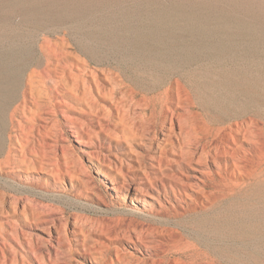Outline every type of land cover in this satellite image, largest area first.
Segmentation results:
<instances>
[{
    "label": "rangeland",
    "instance_id": "rangeland-1",
    "mask_svg": "<svg viewBox=\"0 0 264 264\" xmlns=\"http://www.w3.org/2000/svg\"><path fill=\"white\" fill-rule=\"evenodd\" d=\"M44 38L90 100L25 120ZM155 99L233 153L205 191ZM0 264H264V0H0Z\"/></svg>",
    "mask_w": 264,
    "mask_h": 264
},
{
    "label": "bare ground",
    "instance_id": "bare-ground-1",
    "mask_svg": "<svg viewBox=\"0 0 264 264\" xmlns=\"http://www.w3.org/2000/svg\"><path fill=\"white\" fill-rule=\"evenodd\" d=\"M39 50L42 54V61L40 62V64L38 63L39 65L37 68L35 67L36 69L33 68L25 76L22 85V101L16 108V110L20 109V111L23 113V116L25 117V120H33V117L31 115H34V117L35 115H42L43 113H45L48 106L62 104L67 97H70L71 99L78 102H88L90 100L88 89H86V86H84V89H81L80 86L81 81L83 82V84H85L86 82L83 79L82 74H78L74 71V67L77 65H75V63L70 60V58H74V54L67 49L65 42H59L44 38V40L39 44ZM77 67L79 71H87L80 68V66ZM96 84L99 90L101 87L98 83ZM148 109L149 113L146 114V117L148 118V120L155 122H159L162 117L164 118L167 110L169 111L167 112V115L170 114V125H166L169 138H166V140L168 141V143L166 144L171 145L170 151L172 150L173 153L177 154L180 157V159L177 160L176 163H187L201 173V177L198 182H190L187 184L184 183V185H188L198 192L205 191L204 186L207 184V181L214 180L211 163L215 162L216 166L221 169L222 161H220V158V160H218V156H232L233 153L226 146H222V143L216 142V135L210 134L205 137L200 136L198 127L189 118L187 113L177 114L175 110L171 109L168 106L166 107V104L163 100L155 99V101H153L149 105ZM48 119L44 118V120L46 121ZM19 122L21 123V121ZM132 136L136 139L137 131L136 133L135 131H133ZM172 137H175L176 141H172ZM234 140V142L238 145L239 141L237 139ZM161 148L165 150L166 147L161 146ZM161 160H159L160 162L158 163V165L154 163L152 164L150 172L146 173L148 178V180L146 179L147 181L162 178V176L158 174L165 171H162L164 169V163ZM169 160L170 158L168 159V161ZM178 167L180 168V166ZM176 174L177 173H173L174 178H177L175 177ZM168 175L170 176L171 174H167V176ZM179 179L183 178L180 177L177 180ZM152 182L153 181H151V183ZM145 183L146 181L144 182V184ZM138 189L141 190V188L139 187Z\"/></svg>",
    "mask_w": 264,
    "mask_h": 264
}]
</instances>
